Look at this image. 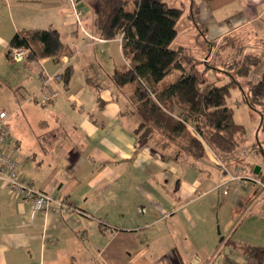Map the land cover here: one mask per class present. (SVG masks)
<instances>
[{
    "label": "crops",
    "instance_id": "crops-1",
    "mask_svg": "<svg viewBox=\"0 0 264 264\" xmlns=\"http://www.w3.org/2000/svg\"><path fill=\"white\" fill-rule=\"evenodd\" d=\"M76 2L82 4L84 32L76 25L70 0H0L5 147L25 182L83 213L63 212L56 205L33 213L29 202L0 189V264H192L194 257L193 264H255L239 247L264 249V209L241 214L235 223L231 219L226 230L232 227V234L221 243L210 235L212 223L204 219L199 202L220 183L208 185L202 168L188 178L187 152L164 156L183 162L167 168L153 143L139 142L134 134L139 119L128 100L134 86L120 87L116 95L111 83L114 71L128 66L121 38L97 37V0ZM263 13L203 38L209 52L215 45L230 48L227 39L236 48L243 37L235 32ZM218 23L212 22L211 29ZM33 30L53 31L69 55L58 63L48 58L11 61V38ZM249 51L237 47L235 55L241 60L259 56ZM205 61L211 62L209 57ZM40 67L47 75L71 69L69 82L53 84L57 96L45 104L39 96ZM168 178L174 181L170 187ZM255 178L259 186L261 177Z\"/></svg>",
    "mask_w": 264,
    "mask_h": 264
},
{
    "label": "trees",
    "instance_id": "trees-1",
    "mask_svg": "<svg viewBox=\"0 0 264 264\" xmlns=\"http://www.w3.org/2000/svg\"><path fill=\"white\" fill-rule=\"evenodd\" d=\"M183 12V8L163 0H97L93 25L99 39L121 38V52L128 66L115 70L112 80L117 87L134 86L128 100L139 119L134 134L140 143L157 142L161 137L164 142L158 147L166 149L181 140L185 143L183 149L196 159L204 156V143L214 152L230 154L245 135L244 127L234 121L233 111L227 105L230 89L236 83L201 89V79L193 68L194 59L182 47L170 49ZM13 48L28 49L27 59L31 60L48 58L58 63L69 55L50 30L16 33L8 51ZM260 61L259 56L248 54L240 61L244 67L240 65L239 71L247 75L251 66L256 67ZM173 69L181 72L180 77L162 87L160 82ZM70 76L71 69L66 67L61 82L67 84ZM251 95L254 104L264 99V71ZM246 102L254 110L253 104ZM188 123L194 133L188 131ZM239 248L255 264H264L263 248L249 245Z\"/></svg>",
    "mask_w": 264,
    "mask_h": 264
},
{
    "label": "rangeland",
    "instance_id": "rangeland-1",
    "mask_svg": "<svg viewBox=\"0 0 264 264\" xmlns=\"http://www.w3.org/2000/svg\"><path fill=\"white\" fill-rule=\"evenodd\" d=\"M163 1L174 7L184 9L183 15L176 25L177 35L169 47L173 50L182 47L194 59L193 68H195V72L198 73L201 79L200 88L209 89L212 87H221L232 81L236 83L230 89L231 93L227 99V105L233 111L234 121L242 125L245 129L243 140H241L238 147L230 154L214 152L204 143L203 158L207 157L205 161L193 158L190 155H187L188 157L185 161L189 162L191 166L187 177L190 178L191 174L197 176L198 168H202L203 179H206L208 181L207 184L210 186L217 185L225 179L227 180L229 178L228 173L244 176L245 180H236L227 183L225 186L216 187L209 196L200 199L199 203L204 208L202 215L204 219L208 221L210 219L212 223L210 226V235H214L216 241L221 243L222 240L232 234V227L226 230V226L231 222V219L235 223L239 220L241 214L247 215L252 210L258 209L260 211V209H264V194H260L264 190L261 185L258 186L249 179H256L255 177L258 175L261 177L262 182L260 183L264 184V99L262 102L254 104L255 101H253V96L251 95L252 88L256 85L264 71V13L259 20L235 32L237 35L243 37L236 44V48L232 47V39H227L230 48L222 49L219 45H215L209 52L207 49L208 45H205L206 41L204 39H209L211 35L219 36L222 28L234 26L242 21L252 19L255 16V12L264 9V0ZM192 4L194 6L193 12H191ZM85 14L87 16L90 13ZM82 19L83 16L80 19V24L76 23L78 29L81 31H83L84 24ZM219 20H221V23L216 25L220 26L215 25L214 30L211 29L212 22ZM209 28L212 33H209ZM233 35L235 34L231 36ZM237 47H243L244 51L250 50L249 52H255L261 57V62L256 67L251 66L250 73L247 75H242L239 71L242 56L239 58L235 55ZM206 57H209L211 62H206ZM204 62L207 63V66ZM242 67L244 66L241 65ZM180 75L181 72L179 70L173 69L162 79L160 85L162 87L169 86L176 82ZM112 85L116 95L122 92V90H118L120 87H117L114 82ZM26 90L28 89L26 88ZM246 101H250L253 104L254 110L248 106ZM2 107L0 103V108ZM134 116L138 120V116L136 114ZM187 128L190 133H194L191 123L187 124ZM161 142L164 141L160 137L157 142H152L156 147L149 143L152 146L151 148L156 152L155 155L156 157L158 156L159 162L166 165L167 168L169 166L176 168L178 166L176 164L183 165L181 160L175 163L171 159L166 160L164 156L170 157L173 153H186L183 149L185 143L181 140L174 141V145L169 144L164 149L158 147ZM237 166L241 169H238ZM255 167H259L258 174L254 173ZM167 180V185L170 187L174 181H172V178H168ZM156 181L162 186V180L156 178ZM224 190L227 191L226 194H223ZM233 210H236V216H233ZM160 225H163V223ZM210 249L211 251L213 250L212 245ZM196 258L194 257L192 259V264L196 261Z\"/></svg>",
    "mask_w": 264,
    "mask_h": 264
},
{
    "label": "built area",
    "instance_id": "built-area-1",
    "mask_svg": "<svg viewBox=\"0 0 264 264\" xmlns=\"http://www.w3.org/2000/svg\"><path fill=\"white\" fill-rule=\"evenodd\" d=\"M72 11L76 23L80 24V19L83 16V11L78 8L76 0H70ZM29 50L25 48L9 49L7 57L14 62H21L27 58ZM33 63V62H32ZM38 79L40 82L39 96L42 104L48 103L57 96V91L52 88V85L61 81V74L47 75L42 67L39 68ZM7 113L0 111V189H6L12 195L18 196L31 204V211L43 212L50 205H56L63 212H73L74 214H83L80 210L72 207L66 202L57 201L51 195L41 191L30 183L25 182L18 170V163L13 159L7 148L5 147V140L8 133ZM226 173H228L225 170ZM229 178L223 180L219 186H225L227 183L236 180H245L244 176L232 175L228 173ZM254 182V179L249 178ZM264 190V184L260 183ZM227 191L224 190L223 194Z\"/></svg>",
    "mask_w": 264,
    "mask_h": 264
},
{
    "label": "water",
    "instance_id": "water-1",
    "mask_svg": "<svg viewBox=\"0 0 264 264\" xmlns=\"http://www.w3.org/2000/svg\"><path fill=\"white\" fill-rule=\"evenodd\" d=\"M79 8H82V4L79 5ZM259 171H258V167H255L254 169V173L257 174Z\"/></svg>",
    "mask_w": 264,
    "mask_h": 264
}]
</instances>
